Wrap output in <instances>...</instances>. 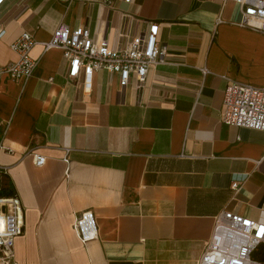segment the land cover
<instances>
[{"label": "crops", "instance_id": "crops-1", "mask_svg": "<svg viewBox=\"0 0 264 264\" xmlns=\"http://www.w3.org/2000/svg\"><path fill=\"white\" fill-rule=\"evenodd\" d=\"M240 18L230 0L0 2V66L21 33L37 41L32 75L0 79V197L24 215L16 264H196L221 211L264 220V131L220 121L228 81L264 85V34ZM150 22L167 55L140 90L97 71L86 91L42 45L65 24L120 47ZM88 209L98 236L82 243L73 221Z\"/></svg>", "mask_w": 264, "mask_h": 264}, {"label": "built area", "instance_id": "built-area-1", "mask_svg": "<svg viewBox=\"0 0 264 264\" xmlns=\"http://www.w3.org/2000/svg\"><path fill=\"white\" fill-rule=\"evenodd\" d=\"M230 1L240 7V25L264 34V0ZM157 31V23L150 22L144 32L133 36L125 45L113 47L106 39L93 37L87 27L70 28L61 24L42 45L44 49L59 47L62 50L68 78L81 83L86 91L90 90L93 75L97 71L116 74L121 89L133 80L135 88L140 90L146 83L150 67L164 63L167 55L166 47L156 40ZM4 34L5 29L0 27V38ZM36 43L30 33H21L10 45L17 59L0 66V79L27 80L37 65L30 55ZM202 72L205 74L207 70L202 69ZM220 121L226 125L264 131V85L228 81ZM45 161L44 156L33 155L35 165L41 166ZM232 186L236 187V184ZM73 230L82 243L96 239L98 227L93 211L88 209L77 213ZM23 233L24 215L20 199L17 196L0 197V264H16L15 239ZM263 244L264 220L233 211H221L215 217L211 235L196 264H264L254 257Z\"/></svg>", "mask_w": 264, "mask_h": 264}, {"label": "rangeland", "instance_id": "rangeland-1", "mask_svg": "<svg viewBox=\"0 0 264 264\" xmlns=\"http://www.w3.org/2000/svg\"><path fill=\"white\" fill-rule=\"evenodd\" d=\"M259 254H260V252H259Z\"/></svg>", "mask_w": 264, "mask_h": 264}]
</instances>
